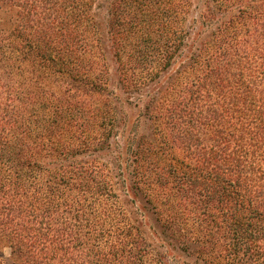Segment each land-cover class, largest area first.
I'll list each match as a JSON object with an SVG mask.
<instances>
[{
  "label": "trees",
  "instance_id": "obj_1",
  "mask_svg": "<svg viewBox=\"0 0 264 264\" xmlns=\"http://www.w3.org/2000/svg\"><path fill=\"white\" fill-rule=\"evenodd\" d=\"M109 60L124 92L150 73L146 201L172 264H264V0H0V264L162 262L130 200L148 149L81 98Z\"/></svg>",
  "mask_w": 264,
  "mask_h": 264
},
{
  "label": "rangeland",
  "instance_id": "obj_2",
  "mask_svg": "<svg viewBox=\"0 0 264 264\" xmlns=\"http://www.w3.org/2000/svg\"><path fill=\"white\" fill-rule=\"evenodd\" d=\"M23 66L25 67V78L33 80L34 77L31 76V66L29 64H24ZM108 66L109 74L105 77L107 89L104 90L103 95L96 96L92 99L88 95H82L81 98L88 104L91 102L98 106L101 105V107L105 101L113 102L112 107L116 110L115 116L117 118L118 131L120 132V141L122 143H129L131 138L136 137L138 139L134 146L137 147L139 143L141 148L148 149L145 163L148 165V171L146 173L148 177L144 179L146 183L142 185L141 189L137 190V192L133 191L130 200L134 202L139 212L138 217L141 222L140 225L142 224V234L146 238L148 244L151 245L152 252L157 260L160 259L162 261L159 264H172L174 259L180 261L187 260L188 258L185 257L184 254L178 250H174L169 241H167L163 229L156 222L155 217L150 213V204L146 201L149 196H147L148 191L150 192V143L156 137L154 134V124L150 120V73H143L144 79L146 78V83L142 85L143 87L141 86L142 88L140 87L137 91L132 89L130 92H124L117 80L116 72L114 71V63H111L109 60ZM36 74L35 82H41V84H44L58 95L60 93L69 92L70 90H73L74 94L78 92L76 89H73L72 82L66 76L47 71L38 72ZM109 93L111 95L107 99L106 95ZM161 125H164V123H161ZM109 150L106 149L103 152L97 153V155L100 154L102 161L112 160L114 150ZM114 182L116 185L119 184L117 179H115ZM119 191L123 195L124 191L121 187ZM1 252L4 257L9 256L8 248L0 246V253Z\"/></svg>",
  "mask_w": 264,
  "mask_h": 264
}]
</instances>
